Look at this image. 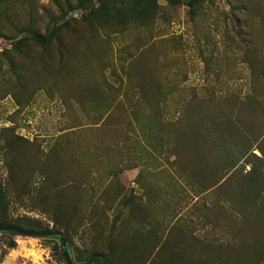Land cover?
I'll list each match as a JSON object with an SVG mask.
<instances>
[{
  "label": "rangeland",
  "instance_id": "374dc122",
  "mask_svg": "<svg viewBox=\"0 0 264 264\" xmlns=\"http://www.w3.org/2000/svg\"><path fill=\"white\" fill-rule=\"evenodd\" d=\"M124 2L0 0L8 219L75 261L264 264V0L110 17ZM29 31L51 42L15 45ZM0 264L65 262L0 232Z\"/></svg>",
  "mask_w": 264,
  "mask_h": 264
},
{
  "label": "trees",
  "instance_id": "16d2710c",
  "mask_svg": "<svg viewBox=\"0 0 264 264\" xmlns=\"http://www.w3.org/2000/svg\"><path fill=\"white\" fill-rule=\"evenodd\" d=\"M92 0H76V8L82 9L85 8L87 2H91ZM165 1L169 3L170 5H177L182 2V0H125L124 5L120 9H113V10H107V13L110 17L114 16L116 18H121L124 16H129L135 19H146L148 17H152L159 9V2ZM203 1V0H188V5L193 6L197 2ZM93 14H96L97 12L92 10ZM27 31V30H24ZM1 36V34H0ZM51 42V36L50 35H44L41 33L29 31L28 36H25L23 38L18 39L15 42V45H20L24 43H30L34 46L45 48L47 45ZM212 181L208 182L211 183ZM0 220L3 222H15L24 226L29 227H35V228H42V225L37 220L27 219V220H15L11 221L8 219L6 215V209L4 207V201L3 198L0 197ZM57 230V229H54ZM59 231V230H58ZM61 232V231H59ZM62 233V232H61ZM63 235V234H62ZM54 242V248L58 249L57 243ZM11 246H14V244H11ZM92 255V254H91ZM98 255V254H96ZM100 256V255H99ZM102 258L103 264H109V257L107 256H100ZM89 258V257H88ZM77 262H81V257L76 258Z\"/></svg>",
  "mask_w": 264,
  "mask_h": 264
},
{
  "label": "water",
  "instance_id": "95a60500",
  "mask_svg": "<svg viewBox=\"0 0 264 264\" xmlns=\"http://www.w3.org/2000/svg\"><path fill=\"white\" fill-rule=\"evenodd\" d=\"M0 232L24 237L54 238L59 242L65 264H102L101 257L96 254L90 255L85 262H76L68 249L66 238L61 232L52 228H35L0 220Z\"/></svg>",
  "mask_w": 264,
  "mask_h": 264
}]
</instances>
